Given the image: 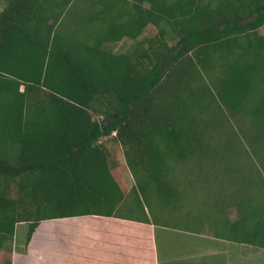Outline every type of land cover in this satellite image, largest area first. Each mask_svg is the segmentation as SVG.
I'll return each mask as SVG.
<instances>
[{
	"label": "trees",
	"instance_id": "16d2710c",
	"mask_svg": "<svg viewBox=\"0 0 264 264\" xmlns=\"http://www.w3.org/2000/svg\"><path fill=\"white\" fill-rule=\"evenodd\" d=\"M262 29L264 0H0V249L22 223L27 244L46 220L158 227L142 204L140 216L120 215L136 186L126 189L112 148L157 179L186 159L216 122L181 111L191 70L216 74L219 107L249 121L253 143L264 138ZM254 150L238 219L226 208L213 228L231 247L264 252V144ZM240 255L230 249L223 264H247Z\"/></svg>",
	"mask_w": 264,
	"mask_h": 264
},
{
	"label": "rangeland",
	"instance_id": "374dc122",
	"mask_svg": "<svg viewBox=\"0 0 264 264\" xmlns=\"http://www.w3.org/2000/svg\"><path fill=\"white\" fill-rule=\"evenodd\" d=\"M6 4L4 1L2 7ZM154 32L155 28L151 27L150 35ZM185 78L181 111L189 108L191 112L187 119L193 122L205 117L209 119L211 114L216 121L215 126L196 136L197 142H192L190 150L185 151L186 159L172 163L177 166H172L163 178L157 179L149 174L146 176L139 168L134 174L125 160V149L112 148L126 189L129 191L136 186V191L130 197L132 202H124L119 213L138 217L141 211L136 207L142 204L150 219L159 223L157 244L160 264H190L195 252L198 255L193 260L196 263L204 262L202 258L207 257L210 244L206 237L215 235L214 220H219L221 210L226 208L232 220H237L239 210L235 207L239 202H244L245 194L253 187L251 185L248 190L245 189L253 177L250 173L257 174L255 162L252 164L256 157H249L247 151H255L264 144V138L260 136L254 143L249 139L248 134L252 131H249L248 120L238 119L239 115L236 114L232 117L226 107H219L216 74L208 76L203 72L201 75L191 70ZM181 111L178 110V113ZM221 123L225 126H220ZM76 221L66 219L64 223ZM201 228L205 229L204 236L196 238L202 234ZM28 229L27 223L17 226L15 242L0 249V264L10 258L15 246L26 243ZM244 248L247 264L264 263L263 251L245 244ZM210 262L223 264V260L213 257Z\"/></svg>",
	"mask_w": 264,
	"mask_h": 264
},
{
	"label": "crops",
	"instance_id": "0c3cea01",
	"mask_svg": "<svg viewBox=\"0 0 264 264\" xmlns=\"http://www.w3.org/2000/svg\"><path fill=\"white\" fill-rule=\"evenodd\" d=\"M68 219L77 221H42L28 244L13 248L12 263L160 264L157 227L151 223L101 216ZM199 235L196 238L204 236ZM206 239L210 243L208 258L228 263L230 249L238 259L240 253L245 255L244 245L231 247L229 242L211 235Z\"/></svg>",
	"mask_w": 264,
	"mask_h": 264
}]
</instances>
